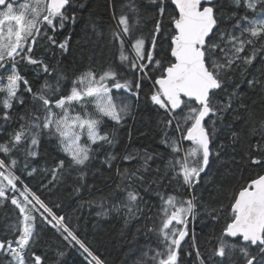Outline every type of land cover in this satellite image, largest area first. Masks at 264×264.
Instances as JSON below:
<instances>
[{
	"label": "snow or ice",
	"instance_id": "1",
	"mask_svg": "<svg viewBox=\"0 0 264 264\" xmlns=\"http://www.w3.org/2000/svg\"><path fill=\"white\" fill-rule=\"evenodd\" d=\"M167 2L148 0L149 5L156 8V19L147 37L136 35L142 13L135 0L129 4L128 13L122 12L117 29L112 32L113 41L119 45L121 65L136 75L134 85L132 80L124 78L117 68L109 65L99 72L92 68L81 72L72 79L65 94L61 92L63 74H57L55 84L45 80L33 92L17 65L20 61L39 65L43 72L51 75L54 69L50 70L42 59L34 58L33 46L36 38L41 36L42 28L46 34L48 28L55 31L57 27H64L69 0H0V93L4 94L0 104L5 110L12 109L13 101L23 104L24 100L18 96L23 84L32 100L39 102L42 112V115L32 114L30 120L22 117L25 122L8 142L0 144V153L8 160L6 164L5 159L0 158V202L10 199L20 213L17 222L10 226L15 238H0V259L7 257L3 264H45L44 258L33 251L39 239L38 218L55 228L70 245L74 242L83 249L94 264H103L75 235L62 215L57 216L22 182V190L17 187L20 179L15 175L18 162L11 153L18 145L25 144L26 155L37 156L40 137L47 134L56 138L71 165L85 167L98 150L93 145L103 147L117 143L114 132L102 129L104 118L119 126L131 113V102L122 95L114 96V90H124L138 97L141 80L151 82L150 101L168 116L163 121L164 127L171 129L174 125V134L165 132L163 141L172 151L166 174L171 171L173 179L178 178L189 189L195 188L201 183V173H206L219 157V151L210 145L217 134V121L223 119L218 112L231 106V96L227 105L219 107L215 97L217 91L224 88L225 76L233 70V65L239 67L237 61L251 64L256 58L254 40L264 36V0H243L245 14L236 20L231 32L219 27L224 16L218 0H170L175 6L174 11L166 9ZM233 2L240 7L242 0ZM249 12L253 14L251 18ZM49 40L56 43L52 37ZM126 41L129 42L127 48ZM248 45H253L251 53L241 56ZM58 46L66 50L67 39ZM88 105L94 106L93 112L88 111ZM0 119L7 123L11 116L4 111ZM185 141L190 145L185 147ZM138 155L137 152H126L122 159L130 161ZM116 158L109 154L105 162L111 167L110 161ZM140 159L143 163L133 170L117 169L122 184L124 181H144L142 172L148 171L152 155L145 150ZM254 163L260 161L254 160ZM63 167L64 161H58L51 170L53 179ZM80 175L83 177L85 173L81 171ZM133 183L123 188L126 192L123 203L129 217H134L140 210L138 201L142 199ZM9 192L18 195L9 196ZM197 200L195 194L187 199L173 194L161 195L159 227L149 229L160 237L162 251H156L152 257L156 264H178L181 243L188 236L189 217L195 218ZM232 238L243 243L233 242ZM196 252L199 264H238L240 259L244 264H264V175L252 179L234 196L230 222L225 224L217 238V247L207 261L200 257L199 249ZM57 256L56 264H60L59 258L64 252H58Z\"/></svg>",
	"mask_w": 264,
	"mask_h": 264
},
{
	"label": "trees",
	"instance_id": "2",
	"mask_svg": "<svg viewBox=\"0 0 264 264\" xmlns=\"http://www.w3.org/2000/svg\"><path fill=\"white\" fill-rule=\"evenodd\" d=\"M131 2L70 0L65 9L68 19L64 27H57L55 31L48 28L46 34L42 28L41 36L36 38L33 46L34 58L42 59L50 70L54 69L51 75L43 72L39 65H30L24 61L17 65L21 75L28 79L33 92L45 80L55 84L59 73L65 77L61 92L66 94L72 79L81 72L89 68L99 72L109 65L117 68L134 85L136 75L121 65L118 42L112 39L118 18L122 12L128 13ZM218 2L224 16L219 27L225 32H231L236 20L245 14L243 0L240 7L233 0ZM135 3L142 13L136 35L147 37L155 23L156 8L149 5L148 0H135ZM166 9L175 10L170 0L166 3ZM233 13L236 15L233 16ZM247 14L250 18L253 16L250 12ZM129 20L132 22L131 14ZM49 37L56 43L53 44ZM65 39L67 49L63 50L58 45ZM128 43L126 41V48ZM254 47L256 58L252 63L237 61L239 67L233 65V70L225 76L224 88L217 91L215 101L218 107L227 105L231 96V106L218 112L223 119L217 121V134L211 144V148L219 151L220 155L210 164L206 173H201V183L195 188L189 189L178 178L173 179L171 171L166 174V165L172 158V151L163 141L165 132L168 135L174 134V125L171 129L164 127L163 121L168 116L150 101L151 82L148 80H141L138 97L124 90H114V96L122 95L131 102V113L119 126L104 118L102 129L114 132L117 143L103 147L93 145L98 150L95 158L85 167L71 165L70 158L58 147L56 138L47 134L41 135L38 155L35 157L26 155L25 144L18 145L11 153L18 162L15 170V175L20 177L17 187L22 190V182L51 207L57 216L62 215L75 235L103 264H156L152 257L156 251H162L160 237L156 231L149 229L159 227L161 195L173 194L187 199L195 194L198 197L195 218H189L192 233L181 245L178 264H199L197 249L206 262L215 251L217 238L225 224L230 222V205L234 196L242 186L264 174V36L254 40ZM252 48L253 45L246 46L240 55H249ZM250 81L258 82L250 84ZM3 95L0 93V97ZM18 96H21L24 103L13 101L10 110H5L0 104V115L8 111L11 116L7 123L0 119V144L8 142L14 131L25 122L22 117L30 120L32 114L42 115L39 102L32 100V95L24 91L23 84ZM87 107L89 112L94 111L93 105ZM77 111L82 112V109L77 108ZM233 133L236 135L233 136ZM189 145L190 142H184L185 147ZM145 150L152 155V160L148 162V171L142 172L144 181H124L122 184L117 169H135L143 163L140 155ZM126 152H137L140 155L128 161L122 159ZM109 154L117 157L110 161L111 167L105 162ZM0 158L8 163L3 153H0ZM60 160L64 161V167L53 179L51 170ZM254 160L260 163H254ZM81 171L85 173L83 177ZM29 172L32 174L29 175ZM129 183H133L142 197L138 201L140 210L134 217L127 215L123 203L126 201L123 188ZM117 185H121V188H117ZM8 195L18 193L9 192ZM19 217V210L11 204L10 199L0 202V238H15L10 226ZM36 228L39 239L33 251L44 258L45 264H56L58 252H64V256L59 258L60 264H94L83 249L74 242L70 245L51 225L38 218ZM233 242L243 243L242 240ZM6 259H0V264ZM238 264H244L243 260H238Z\"/></svg>",
	"mask_w": 264,
	"mask_h": 264
},
{
	"label": "water",
	"instance_id": "3",
	"mask_svg": "<svg viewBox=\"0 0 264 264\" xmlns=\"http://www.w3.org/2000/svg\"><path fill=\"white\" fill-rule=\"evenodd\" d=\"M21 1H23V0H18V2H21ZM69 3H70V0H69ZM68 5H69V4H68ZM68 5L66 6V8L68 7ZM174 7H175V6H174ZM66 8H65V9H66ZM210 147H211V145H210ZM263 175H264V174H263ZM189 236H190V233H189V231H188V236L185 237V240H186ZM232 239H233V240H236V238H232ZM185 240H184V241H185ZM184 241H183V242H184ZM183 242L181 243V245L183 244Z\"/></svg>",
	"mask_w": 264,
	"mask_h": 264
}]
</instances>
